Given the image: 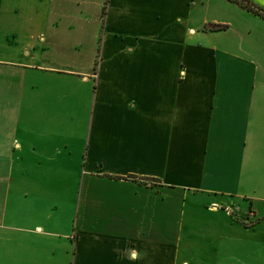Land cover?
Listing matches in <instances>:
<instances>
[{
	"label": "crops",
	"instance_id": "crops-1",
	"mask_svg": "<svg viewBox=\"0 0 264 264\" xmlns=\"http://www.w3.org/2000/svg\"><path fill=\"white\" fill-rule=\"evenodd\" d=\"M104 1L0 0V264H264V18Z\"/></svg>",
	"mask_w": 264,
	"mask_h": 264
},
{
	"label": "rangeland",
	"instance_id": "rangeland-1",
	"mask_svg": "<svg viewBox=\"0 0 264 264\" xmlns=\"http://www.w3.org/2000/svg\"><path fill=\"white\" fill-rule=\"evenodd\" d=\"M195 2H197L198 3V0H195ZM109 5H110V0H105L104 1V6H103V17H104V22H106V17H107V15L106 14H108V9H109ZM210 12L212 13L213 12V9L212 8H210ZM205 14H207V9L206 8H204L202 5H201V7H200V9H197L196 11H195V14H194V16H195V18L197 19L198 17H203V15H205ZM67 33V34H66ZM84 35H79L78 33H69V31L68 30H65V31H61V34L60 35H58V37L56 38V42L58 43V44H63L64 46L63 47H61L62 49H67L68 48V46L70 47V45H75L76 43V41L78 40V39H84ZM90 37V36H89ZM88 37V42L87 43H84L85 45H83L82 47H80V49L78 50V49H76V46H73V50L71 51V57H69L70 56V54H69V52H66V55H67V57H69V59L70 60H73V61H76V62H81V61H85L86 62V56H87V60L89 61L90 60V55H91V49H92V40H89L90 38ZM85 42V41H84ZM84 47H85V49H84ZM81 50V51H80ZM57 53H59V54H61V52H57ZM63 54H64V52H63ZM113 193L111 192V195H112ZM110 195V196H111ZM177 204H179V202L178 201H171L170 202V205H169V222H168V227H169V230H170V232H169V235H170V237L172 236V235H174V230H176L177 229V222L176 221H174V220H176V212H177ZM121 213H127L128 214V212H127V210H124V212L123 211H121ZM122 215V214H121ZM171 217V218H170ZM117 229H119V230H122V231H125V230H130L131 228H129V227H119V228H117ZM183 248H182V254H183ZM212 262H215V261H218V260H216V259H213V260H211ZM221 261H225V259H223V260H221Z\"/></svg>",
	"mask_w": 264,
	"mask_h": 264
},
{
	"label": "trees",
	"instance_id": "trees-1",
	"mask_svg": "<svg viewBox=\"0 0 264 264\" xmlns=\"http://www.w3.org/2000/svg\"><path fill=\"white\" fill-rule=\"evenodd\" d=\"M231 1L247 8L248 10L252 11L253 13L264 18V10L261 8L252 6V4L250 2H248L247 0H231Z\"/></svg>",
	"mask_w": 264,
	"mask_h": 264
},
{
	"label": "water",
	"instance_id": "water-1",
	"mask_svg": "<svg viewBox=\"0 0 264 264\" xmlns=\"http://www.w3.org/2000/svg\"><path fill=\"white\" fill-rule=\"evenodd\" d=\"M209 27H212V26H209Z\"/></svg>",
	"mask_w": 264,
	"mask_h": 264
}]
</instances>
